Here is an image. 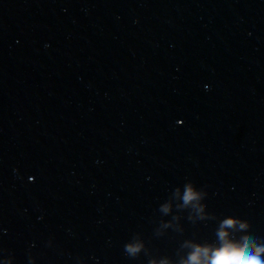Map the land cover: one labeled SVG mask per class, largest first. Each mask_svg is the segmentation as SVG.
Wrapping results in <instances>:
<instances>
[{
	"label": "water",
	"instance_id": "95a60500",
	"mask_svg": "<svg viewBox=\"0 0 264 264\" xmlns=\"http://www.w3.org/2000/svg\"><path fill=\"white\" fill-rule=\"evenodd\" d=\"M227 242L264 248V0H0V264Z\"/></svg>",
	"mask_w": 264,
	"mask_h": 264
},
{
	"label": "clouds",
	"instance_id": "9594fccd",
	"mask_svg": "<svg viewBox=\"0 0 264 264\" xmlns=\"http://www.w3.org/2000/svg\"><path fill=\"white\" fill-rule=\"evenodd\" d=\"M194 193L189 190L186 195L187 200L194 198ZM227 224H232L233 221L229 220ZM222 238L226 233H221ZM210 249H200L192 254L190 264H264L260 259V253L264 252V248H256L253 251L249 250L247 243L243 245L227 242L223 247L216 249L209 256ZM205 257L206 259H202Z\"/></svg>",
	"mask_w": 264,
	"mask_h": 264
}]
</instances>
